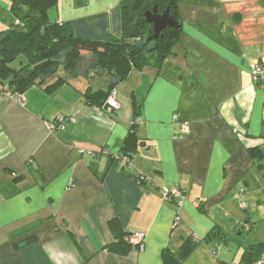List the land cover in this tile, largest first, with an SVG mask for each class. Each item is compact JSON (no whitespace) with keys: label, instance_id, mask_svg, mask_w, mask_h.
<instances>
[{"label":"crops","instance_id":"1","mask_svg":"<svg viewBox=\"0 0 264 264\" xmlns=\"http://www.w3.org/2000/svg\"><path fill=\"white\" fill-rule=\"evenodd\" d=\"M118 2L73 1L48 18L109 12ZM9 5L0 0V31L11 27ZM177 14L171 53L130 70L115 86L117 109L85 102L88 88L107 90L93 72L54 89L46 86L55 77L32 85L23 104L0 95V264H161L162 250L186 237L200 242L183 264H229L227 241H202L213 228L238 231L243 251L264 243V80L250 71L264 66V0H178ZM58 115L74 121L50 131ZM132 122L146 147L125 171L112 155ZM134 171L151 184L132 180ZM170 185L185 192L179 205L158 193ZM137 231L142 251L109 250Z\"/></svg>","mask_w":264,"mask_h":264},{"label":"trees","instance_id":"2","mask_svg":"<svg viewBox=\"0 0 264 264\" xmlns=\"http://www.w3.org/2000/svg\"><path fill=\"white\" fill-rule=\"evenodd\" d=\"M57 3L58 0H10L13 21L10 28L0 31V83L12 92L23 94L32 85L42 84L50 77L55 80L46 88L54 89L76 78L89 79L93 72L105 79L107 90L88 88L83 96L86 103L100 109L110 90L122 82L132 68H141L150 61L159 66L171 53L180 34L178 0H120L109 12L65 22L50 21L48 11ZM154 6L158 13L168 8L177 26L163 28L157 38L151 37L148 31L144 38L128 30L133 15L149 30L151 24L144 13ZM138 114L135 112L133 117ZM136 127L132 122L120 149L112 155L125 171L130 170L136 150L146 147L145 142L137 138ZM120 156L126 157L127 162L122 163ZM138 173L134 171L128 176L141 186L147 185L138 181ZM198 208L204 210L201 203ZM110 224L115 226L117 221L113 219ZM211 240L227 241V238L221 229L213 228L202 239L206 243ZM121 241L120 237L109 250L122 247L128 251L131 245ZM199 242L194 237H186L176 250L164 248L161 264H183ZM261 259L264 260V243L246 248L238 264H257Z\"/></svg>","mask_w":264,"mask_h":264},{"label":"built area","instance_id":"3","mask_svg":"<svg viewBox=\"0 0 264 264\" xmlns=\"http://www.w3.org/2000/svg\"><path fill=\"white\" fill-rule=\"evenodd\" d=\"M250 71H251L252 79L254 81L262 82L264 80V66L262 64L260 63L251 64ZM117 94H118L117 89L115 87L112 88L108 93L107 97L105 98L103 105L101 106V109H105L107 111L117 109L119 107V104L116 100ZM0 95L5 97L6 99L14 100L22 104L24 102V96L22 93L12 92L8 88V86L2 83H0ZM173 119L174 120L178 119V115L176 113L173 115ZM67 121L73 122L74 118L58 115L52 121L46 122V126L50 131H53L55 129L61 130L65 128V122ZM181 128L183 130H186L187 124L185 122H181ZM120 159L122 163L127 162V158L124 156H120ZM12 175H15V173H12ZM138 181H142L145 184H151L150 179L146 175L140 172L138 173ZM158 193L163 201H167V202L174 201L176 205H179L186 198L184 190L174 185H170L169 187H162L158 189ZM199 204H200L199 201L197 200L193 201L194 206L198 207ZM179 222H180V215L176 211L172 222L173 227H176L179 224ZM144 238H145V233L143 231H137L128 234L126 236V241L131 246L135 247L138 251H142L144 249ZM263 263H264L263 259L257 262V264H263Z\"/></svg>","mask_w":264,"mask_h":264},{"label":"rangeland","instance_id":"4","mask_svg":"<svg viewBox=\"0 0 264 264\" xmlns=\"http://www.w3.org/2000/svg\"><path fill=\"white\" fill-rule=\"evenodd\" d=\"M73 1H78V3L81 0H58V6L62 5L65 8H68L71 6V4L73 3ZM77 8H82V7H77ZM55 13V7L52 8L49 11V14ZM13 18V17H12ZM11 18V19H12ZM136 28V29H133ZM128 30L130 31H135L137 33V35L144 37L147 34L148 31V26H146L141 19H139V17L137 15H133V19L131 21V24L128 25ZM139 38V37H138ZM132 39H137V38H132ZM229 235L226 234V238H227V244H221V249L223 248L224 251H228L227 256L228 258L226 259L227 262H230L229 264H236L239 262V260L241 259L242 256V248L238 247L237 244H235V240L238 238L240 239V234L238 231H234V232H228ZM247 233L243 234L242 236H246ZM229 236V237H228ZM215 254V251H214Z\"/></svg>","mask_w":264,"mask_h":264},{"label":"water","instance_id":"5","mask_svg":"<svg viewBox=\"0 0 264 264\" xmlns=\"http://www.w3.org/2000/svg\"><path fill=\"white\" fill-rule=\"evenodd\" d=\"M144 17L148 23L151 24V28L148 33L153 38H157L159 32L165 27H176V20L169 14L168 8L164 9L160 13L157 12L156 6L150 11L144 13Z\"/></svg>","mask_w":264,"mask_h":264}]
</instances>
